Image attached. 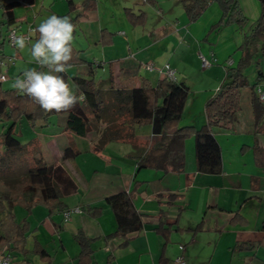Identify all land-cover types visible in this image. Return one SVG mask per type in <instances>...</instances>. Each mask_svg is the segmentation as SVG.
Returning a JSON list of instances; mask_svg holds the SVG:
<instances>
[{
    "label": "crops",
    "instance_id": "1",
    "mask_svg": "<svg viewBox=\"0 0 264 264\" xmlns=\"http://www.w3.org/2000/svg\"><path fill=\"white\" fill-rule=\"evenodd\" d=\"M84 1L66 0L67 10L62 12L55 8V0H36L33 5H22L25 7L21 8V17L17 9L15 14L17 22L29 21L31 15L42 17L43 11L49 13L44 20L53 14L69 16L75 25L73 50L98 67L95 79H107L112 67L116 74L120 70L126 76L135 74L124 79L125 88L140 87L144 79L157 84L162 76L157 82L151 79L145 70L150 62L170 64L181 74L179 81L188 83L185 57L191 55L192 62L202 68L201 73L211 79L199 97L198 114L193 111L194 101L188 108L187 100L180 121V126L197 129L207 123L205 102L214 96L209 86H218L224 79L228 60L235 64L233 56L244 36L251 34L262 10L259 0H237L248 19L247 26L241 29L235 22L214 27L223 16L217 1L196 21H189L179 0H165V5H160V0H147L148 10L142 6L145 1L140 0H95V8H86ZM127 9L145 16L152 11L155 21L149 23L145 19L143 24L133 25L126 16ZM17 27L23 30L21 24ZM103 32L107 35L103 36ZM36 33H31L34 40ZM200 55L217 61L204 68ZM66 71L70 88L80 91L72 78L86 77L87 65L70 66ZM262 81L264 62L256 84ZM148 127L146 132L143 127L137 129L139 139L133 143L112 141L98 148L96 142L101 133L92 132L83 137L89 143L85 147L69 145L77 156L66 161L65 167L78 191L61 199L64 210L56 207L50 211L39 204L28 215L22 205L16 206V220L27 217L30 223L25 252L4 249L0 255L10 254L12 264H49L48 259L34 251L40 245L49 253L51 264H181L179 258L185 264H264V160L256 152L257 145L264 148L262 132L257 133L254 127H239L237 133H230L235 124L216 129L222 148V171L206 174L197 169L194 136L186 140L183 171L139 168L133 154L135 146H144L145 138L151 136L152 128ZM62 156L52 163L62 162ZM121 192L132 196L143 215V228L128 235L118 233L116 217L107 202L109 196ZM87 207H99L101 214L95 217L86 211ZM75 208L81 212L72 213L66 220L64 212ZM79 232L91 241L89 261H81L82 247L76 239Z\"/></svg>",
    "mask_w": 264,
    "mask_h": 264
},
{
    "label": "trees",
    "instance_id": "2",
    "mask_svg": "<svg viewBox=\"0 0 264 264\" xmlns=\"http://www.w3.org/2000/svg\"><path fill=\"white\" fill-rule=\"evenodd\" d=\"M35 1L0 0L1 22L6 27V32L0 34V53L3 54L4 43L8 39L10 29L17 23L15 10L22 5H33ZM179 1L183 4L189 21L198 20L210 4L217 1L222 7L223 16L214 27L235 22L244 29L248 24V19L244 17L237 0ZM259 2L262 7L260 17L240 47L244 56L236 66L227 67L226 80L217 93L206 102L207 123L199 129L193 126H180L190 95V87L184 81L162 77L154 86L149 80L144 79L140 87L125 88L122 86L124 79L132 78L135 74L126 76L122 74L123 70L116 74L113 67L107 79L96 80L95 70L98 67L79 57L75 50L71 66L87 65L88 71L86 77L72 78L80 90L74 93L77 96L81 92L85 93L86 101L77 104L69 112L46 113L30 97L15 88L3 89L0 82V123H10L7 130L4 129L0 134V181L5 180V186L0 188V253L4 249L25 252L24 246L30 232V223L27 217L20 222L16 220V206L22 205L28 215L39 204L45 205L50 211L56 207L64 210L65 205L61 199L78 191L77 183L65 167L66 161L77 156L73 147L67 146L64 149L60 163H47L42 158H37L36 166H31L26 161L28 148L15 133V125L24 115L32 121L48 120V117L54 114L65 115V129L75 135L86 137L92 132L101 133L96 142L98 148H103L112 141L133 143L135 139H139L137 129L150 125L151 136L145 138L144 146L142 144L135 146L136 153L133 156L137 159L139 168H152L164 172L169 169L174 172L184 170L186 140L194 136L198 171L206 174L220 173L223 165L222 148L215 130L230 127L238 120L242 88L248 86L243 71L259 49L258 44L253 49L254 52L250 49L249 36L263 41L261 53L264 55V0ZM95 3V0L84 1L86 8H95ZM126 16L133 25H141L145 21L143 13L137 15L131 9L126 10ZM105 34L107 35L103 32V36ZM38 36L36 33L35 39H38ZM60 75L64 76L70 86L68 72ZM255 85L251 87L250 100L253 121L257 133L261 131L264 133V102L259 100ZM102 124L105 125L103 129L100 127ZM256 152L264 160V148L257 145ZM107 202L116 217L118 233L128 235L143 228V215L136 209L129 193L111 195ZM86 211L95 217L101 214L99 207H87ZM157 229L161 230V226ZM76 239L82 247L81 261L84 259L89 261L93 251L90 239L83 232H79ZM34 251L41 258L48 259V263L51 264V259L48 258L50 255L44 248L36 245Z\"/></svg>",
    "mask_w": 264,
    "mask_h": 264
},
{
    "label": "rangeland",
    "instance_id": "3",
    "mask_svg": "<svg viewBox=\"0 0 264 264\" xmlns=\"http://www.w3.org/2000/svg\"><path fill=\"white\" fill-rule=\"evenodd\" d=\"M54 0H46L47 3L53 2ZM55 8L58 11L65 12L67 10V2L66 0H55ZM141 3L145 1V3H142L146 10L147 6L149 5L147 3V0H140ZM160 5H165V0H160ZM182 4V3H181ZM49 5V4H48ZM151 5V4H150ZM183 6V5H182ZM25 6H19L17 8V14L19 17L22 15L21 8ZM24 11V10H23ZM43 16L34 18V15H31L29 17L30 20L33 22L22 20L17 22V24H21L23 26V30L20 28L18 29L19 34H29L31 26H38L44 18L49 15L48 12L43 11ZM185 14L187 16L186 10ZM155 15H153V12L147 13L145 16V19L151 23L155 21ZM2 19V11L0 10V34L6 32V27L2 25L1 22ZM17 24H14L12 27H17ZM19 27V26H18ZM29 29V30H28ZM3 38L1 37V40ZM249 36L248 41L250 42V49L253 50L256 47V44L259 45V49L257 52L253 54V57L251 61L245 65L244 68V74L248 81V86L245 88H242L241 92V98H240V110L238 112V124L235 123V129L231 130L230 133H237L239 127L251 129V127H254L255 124L253 121V110L251 107V87L255 85L259 80V69L260 66L263 65L264 62V55L261 53V48L263 46V41L260 39H253ZM245 40V36H244ZM36 40L31 38L28 42H26V46L23 49L18 48L17 46H12L11 42L6 39L3 47V54L0 53V82L3 89H14L12 87L16 77L23 76L24 71L28 69H37L41 70L40 66L35 63L33 57L31 56V45L35 43ZM249 45V43H248ZM240 52L241 49L237 50L234 54L233 59L235 60V64L231 66H236L239 63L240 58ZM254 52V50H253ZM187 60L185 61L187 64L186 70L188 73L185 77H187V81H189L187 84L190 87V95L188 99V108L191 105V102L194 101L193 104V111H197L198 114V108L201 105L200 102V95L202 94L203 90L208 87V82L211 80L208 75H204L201 73V67L197 66L195 62H192V57L189 54H186L185 57ZM148 64H153L156 70H149L145 66V70L148 71L149 76L154 82H157L159 77H161V74L159 73L158 69L163 67L164 64H157L150 62ZM182 65H184V61L181 62ZM170 65V64H169ZM171 66V65H170ZM172 67V66H171ZM223 67V66H222ZM227 67L225 66V72L226 75L224 76V79L220 82V84H217L218 86L212 87V84L210 87L209 92L211 91L213 95L217 93V90H219L221 84L226 80L227 78ZM230 67V66H229ZM173 68V67H172ZM175 69V68H173ZM43 71L47 72L48 69L44 68ZM176 70V69H175ZM183 74V75H184ZM5 76L4 80H1V76ZM190 75V76H189ZM176 76L178 79H181V74L176 71ZM189 77V78H188ZM72 91L74 89L72 88ZM261 91H264V81L259 82L255 85V92L259 93ZM206 103V102H205ZM205 105V104H204ZM188 112V111H187ZM49 121L46 120H30L26 115H24L23 118H20L16 125H15V133L17 134L18 138L22 141V144L24 146H27L28 150L26 152V161L31 166H36V159L42 158L47 163H52L54 160H56L58 157H60L61 154H63L64 149L71 145L76 148L85 147L87 141L80 136L75 135L73 132L66 131L65 129V115H50L48 117ZM205 122L207 121V117L205 116ZM6 126V127H5ZM10 126V123H0V134L3 132V130H7V128ZM144 132L149 130L148 126H144L142 129ZM262 132V131H261ZM262 141L264 143V133L262 132ZM72 167V166H71ZM5 186V180L0 181V188ZM22 212L21 207H19L18 215L20 217V214ZM22 215V214H21Z\"/></svg>",
    "mask_w": 264,
    "mask_h": 264
},
{
    "label": "clouds",
    "instance_id": "4",
    "mask_svg": "<svg viewBox=\"0 0 264 264\" xmlns=\"http://www.w3.org/2000/svg\"><path fill=\"white\" fill-rule=\"evenodd\" d=\"M75 25L69 16L50 15L43 20L34 32L38 39L31 45V56L41 70L35 68L24 71L22 78L16 77L12 87L27 95L44 112H69L77 104L86 101L85 93L77 96L62 73L71 66L73 60V33ZM15 45L23 49L26 38L17 36ZM47 68L45 72L42 69Z\"/></svg>",
    "mask_w": 264,
    "mask_h": 264
},
{
    "label": "built area",
    "instance_id": "5",
    "mask_svg": "<svg viewBox=\"0 0 264 264\" xmlns=\"http://www.w3.org/2000/svg\"><path fill=\"white\" fill-rule=\"evenodd\" d=\"M33 29L35 28H30L29 34H19L18 33V27H12L9 31V36L8 39L11 42L12 46L16 47L14 40L17 36H24L26 38V42H28L32 37H31V33H33ZM201 61H202V66L204 68H208L210 66L213 65L214 62H216V58H213L212 60L208 59L206 56L204 55H200ZM233 60H228L227 61V65L231 66L233 65ZM147 69L153 71L156 70L153 64H147L146 66ZM159 73L161 74L162 77H165L169 80H177V76H176V70L173 69L169 64L164 65L163 67H161L160 69H158ZM5 76H1V80H4ZM259 100L264 102V91H261L259 93H257ZM74 212H81V209L79 208H75V209H71V210H67L64 212V217L67 220L72 213ZM179 263L181 264H185L183 258H179L178 259ZM0 264H12V257L10 254L8 253H4L2 255H0Z\"/></svg>",
    "mask_w": 264,
    "mask_h": 264
}]
</instances>
